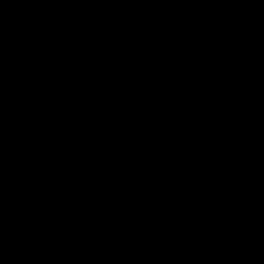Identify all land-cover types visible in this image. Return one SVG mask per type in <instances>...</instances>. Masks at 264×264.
Here are the masks:
<instances>
[{
  "label": "water",
  "instance_id": "95a60500",
  "mask_svg": "<svg viewBox=\"0 0 264 264\" xmlns=\"http://www.w3.org/2000/svg\"><path fill=\"white\" fill-rule=\"evenodd\" d=\"M0 264H264V0H0Z\"/></svg>",
  "mask_w": 264,
  "mask_h": 264
}]
</instances>
